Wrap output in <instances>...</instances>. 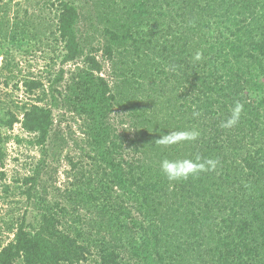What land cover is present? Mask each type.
Here are the masks:
<instances>
[{
    "label": "trees",
    "instance_id": "16d2710c",
    "mask_svg": "<svg viewBox=\"0 0 264 264\" xmlns=\"http://www.w3.org/2000/svg\"><path fill=\"white\" fill-rule=\"evenodd\" d=\"M43 1L62 66L48 83L25 79L30 99L0 127L19 121L43 144L60 135V108L81 138L62 198L39 200L24 178L37 224L9 225L0 264H264V0H90L102 28L84 36L76 0ZM32 14H0V55L43 33ZM236 103L239 120L222 127ZM174 131L199 135L157 143ZM197 156L215 169L178 181L161 171L164 158Z\"/></svg>",
    "mask_w": 264,
    "mask_h": 264
},
{
    "label": "rangeland",
    "instance_id": "374dc122",
    "mask_svg": "<svg viewBox=\"0 0 264 264\" xmlns=\"http://www.w3.org/2000/svg\"><path fill=\"white\" fill-rule=\"evenodd\" d=\"M75 2L83 12V18L78 24L82 34L80 36L91 35L90 32L94 31L98 35V29H101L102 25L95 21L94 17H89L93 16L92 1ZM4 4H7L6 8ZM0 6L2 7L0 14L6 13L11 17L14 14L23 15L25 9L30 8L43 32L36 40L29 41L25 46L13 48L8 54L0 55V68L4 67L6 60H11L9 68L0 74V101L6 103V106L0 108V115H4L8 107L15 109L12 102H18L20 105L30 99L23 83L25 79L41 77L47 82L45 77H48L49 71L52 75L57 73L62 66L60 61L63 49L61 43H56L52 36L45 37L49 35V21L55 17V9L46 6L43 0H0ZM3 9L8 12H4ZM74 65L65 64L63 68L67 71L74 68ZM17 112L18 118L22 119V112ZM116 117L120 120L121 116ZM54 119L56 133L58 131L60 135L56 134L53 137L51 135L43 144L36 142L35 135L28 133L19 121L10 127H0V133L7 138L3 143L6 154L4 164H0V248L13 236V231L8 229L9 225L20 220L23 215L27 224L33 226L37 224L38 202L35 198L29 199L22 192L30 186L23 181L26 176L34 177L32 187L36 189L39 200L43 197L62 198L66 191L65 172L69 168L66 154L76 155L79 150L80 121L69 111L60 108L54 109ZM1 173L4 175L1 176ZM5 186H9L8 191H5ZM92 260L82 264H95Z\"/></svg>",
    "mask_w": 264,
    "mask_h": 264
},
{
    "label": "clouds",
    "instance_id": "9594fccd",
    "mask_svg": "<svg viewBox=\"0 0 264 264\" xmlns=\"http://www.w3.org/2000/svg\"><path fill=\"white\" fill-rule=\"evenodd\" d=\"M196 59H200V54L197 53ZM242 105L236 103L235 107L232 109L231 116L224 122H222V127H232L239 120L240 113L242 110ZM198 133L192 132H168L160 135L157 139V143L161 145H170L177 143L179 141L185 140H195L198 137ZM217 161L213 159L202 160L201 157L197 156L195 159L192 158H178V159H168L164 158L160 162L161 171L164 173L169 181L186 180L190 176L196 175L203 171H211L216 167Z\"/></svg>",
    "mask_w": 264,
    "mask_h": 264
}]
</instances>
